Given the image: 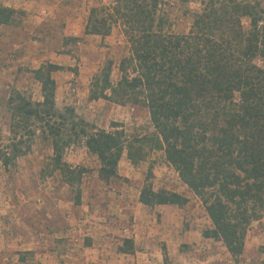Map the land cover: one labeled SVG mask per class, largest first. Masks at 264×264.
Masks as SVG:
<instances>
[{"label":"trees","instance_id":"16d2710c","mask_svg":"<svg viewBox=\"0 0 264 264\" xmlns=\"http://www.w3.org/2000/svg\"><path fill=\"white\" fill-rule=\"evenodd\" d=\"M162 5V0H98L85 25V34L101 37L118 27L129 47L118 64V80L111 81L107 64L93 79L89 99L145 107L151 133L127 139L122 130L86 131L87 123L73 109L57 111L51 73L62 67L47 64L32 71L41 101L18 92L8 100L10 137L6 143L0 139V166L13 167L39 134L50 143L52 169L73 188L83 169L63 161L71 145L81 144L96 158L104 182L118 177L124 152L137 165L159 151L203 206L210 228L202 237L220 242L237 259L249 227L264 215V68L259 64L264 63V9L258 0H202L187 32L175 33ZM15 14L0 6V28ZM147 174L139 193L142 205L188 202L174 191H155Z\"/></svg>","mask_w":264,"mask_h":264},{"label":"rangeland","instance_id":"374dc122","mask_svg":"<svg viewBox=\"0 0 264 264\" xmlns=\"http://www.w3.org/2000/svg\"><path fill=\"white\" fill-rule=\"evenodd\" d=\"M97 1L0 0V6L16 11L13 22L0 28L3 143L10 137L9 98L18 92L33 102L41 101V87L32 71L47 64L62 67L51 73L57 111L73 109L87 123L86 131L122 130L127 139L153 131L145 107L89 99L90 85L101 69L110 64V79L115 83L120 60L129 55L128 43L118 27L105 37L85 34L89 8ZM201 1L162 0L172 32H187ZM258 1L264 9V0ZM259 64L264 68V63ZM30 146L9 170L0 166V264H102L105 259L117 258L121 250H129L128 239L144 247L138 248L135 264H157L159 259L163 264L164 256L167 264H264V221L251 224L243 253L233 259L220 242L202 237V231L210 228L204 208L181 183L163 153L150 152L145 161L133 165L124 152L117 166L118 177L104 182L98 177L96 158L81 144L71 145L64 151L63 161L83 170L79 183L70 188L62 174L52 169L50 143L36 134ZM149 171L155 191H174L188 199L182 207L172 206L182 233L175 235L173 231L170 239L159 235L150 241V247L143 240L136 241L135 230L142 224L139 218L146 219L143 228L151 234L155 225L165 232L168 228L161 225L160 217L155 224L154 209H137L135 201ZM66 218L69 221L60 223L67 229L64 236L51 233L53 220L59 223ZM91 234L97 247L114 249L112 255L99 254L92 262V255L83 250L87 239H93Z\"/></svg>","mask_w":264,"mask_h":264},{"label":"crops","instance_id":"0c3cea01","mask_svg":"<svg viewBox=\"0 0 264 264\" xmlns=\"http://www.w3.org/2000/svg\"><path fill=\"white\" fill-rule=\"evenodd\" d=\"M137 203V209H142L143 208H146V209H149V210H152L154 209V214H155V218H153V221L157 222L158 218L160 217V219L162 220V226H165L164 228H168V232H165L166 230H162L161 228L163 227H159L157 225L154 226V229L152 230L153 231V235L150 233V229L147 230L146 228H143L144 223L146 221V219H143V217L141 216L139 219L141 220L142 224L141 226H139V229H136L135 230V238H136V241L138 242H141L142 240L144 241V245L150 247V241L151 240H155L157 238H159V235H163L164 237H167V239H170V237L172 236V232L174 231V234L177 235L178 234H181L182 233V230L180 229V225H178V219L177 217L179 218V216L175 217L176 216V212L177 210L174 209V205H164V206H155V207H147V206H144L142 205L140 202H139V194H138V197L135 201ZM136 206V204H135ZM142 206V207H141ZM171 212H174V213H171ZM262 221H264V216L263 218L261 219ZM69 221V218H66L65 221L61 220V222L57 223L56 221L53 220V226L51 227V229H53V231L51 233H53L54 235H60L61 233L63 234L64 236V232L67 230V229H64V227L60 226V223L61 224H65V222ZM154 222L153 224H151V226L154 225ZM177 226V228L175 227ZM173 227V228H172ZM177 229V230H176ZM162 230V231H160ZM171 232V233H170ZM66 236V235H65ZM87 236V235H86ZM150 236H152L150 238ZM62 237V235H61ZM90 238H93L92 240L90 239H87L88 241V244L87 245H84L83 247V250L85 251V254L87 255H92V260L90 258V256H87V260H91L92 262H96V257L100 255H106V256H109V255H112V251H114V249H112L110 246H104V247H97L95 245V238L93 237V234L90 235ZM135 239H133V242L130 241V239H128L126 243L129 244L130 248L129 250L125 251L124 249L121 250L119 253V255H117V258H115V256H113V259H105L102 264H135L134 261H133V258L139 256L138 254V248H144L142 245V247L140 246H137V243L134 241ZM171 241H169L170 243ZM136 246V247H134ZM123 247H121L120 249H122ZM101 249V250H99ZM147 254H149L151 256V251L148 250L147 251ZM113 255H115L113 253ZM150 260L151 262H154L155 259H153L152 257H150ZM157 264H161V259L157 260Z\"/></svg>","mask_w":264,"mask_h":264}]
</instances>
